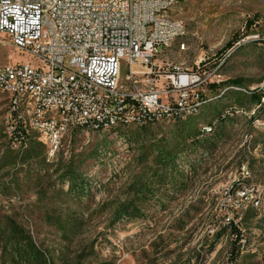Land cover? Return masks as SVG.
Returning <instances> with one entry per match:
<instances>
[{
    "label": "rangeland",
    "instance_id": "1",
    "mask_svg": "<svg viewBox=\"0 0 264 264\" xmlns=\"http://www.w3.org/2000/svg\"><path fill=\"white\" fill-rule=\"evenodd\" d=\"M175 11L185 48L158 61L205 76L184 120L79 131L51 160L37 142L19 156L0 91V228L28 233L50 264H264V101L249 93L264 81V0H178ZM7 61L32 59L0 44Z\"/></svg>",
    "mask_w": 264,
    "mask_h": 264
},
{
    "label": "built area",
    "instance_id": "2",
    "mask_svg": "<svg viewBox=\"0 0 264 264\" xmlns=\"http://www.w3.org/2000/svg\"><path fill=\"white\" fill-rule=\"evenodd\" d=\"M176 7L178 0H0V34L8 35L0 44L32 59L0 63L5 129L17 154L37 142L51 160L79 131L103 136L196 112L201 100L191 87L204 74L158 61L176 42L185 48Z\"/></svg>",
    "mask_w": 264,
    "mask_h": 264
},
{
    "label": "trees",
    "instance_id": "3",
    "mask_svg": "<svg viewBox=\"0 0 264 264\" xmlns=\"http://www.w3.org/2000/svg\"><path fill=\"white\" fill-rule=\"evenodd\" d=\"M232 83L238 84L240 79L231 80ZM218 84L211 83L209 87L214 89ZM251 99L261 105V98L264 97V89L252 91ZM128 206H121L117 214L126 213ZM229 227L232 233L235 234L233 243L239 240L240 233L236 224L229 222ZM19 231L15 225L6 228H0V264H50V260L44 250L38 248L31 236ZM234 252L231 253V259L234 257Z\"/></svg>",
    "mask_w": 264,
    "mask_h": 264
}]
</instances>
